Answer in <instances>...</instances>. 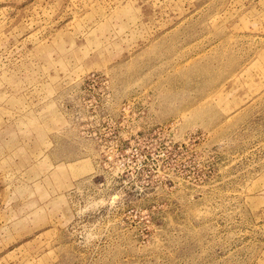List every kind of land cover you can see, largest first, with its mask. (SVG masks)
<instances>
[{"label":"rangeland","instance_id":"374dc122","mask_svg":"<svg viewBox=\"0 0 264 264\" xmlns=\"http://www.w3.org/2000/svg\"><path fill=\"white\" fill-rule=\"evenodd\" d=\"M0 264H264V0H0Z\"/></svg>","mask_w":264,"mask_h":264}]
</instances>
